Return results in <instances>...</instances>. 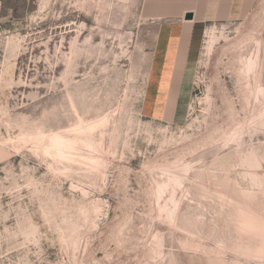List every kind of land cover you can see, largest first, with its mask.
<instances>
[{
    "label": "rangeland",
    "instance_id": "374dc122",
    "mask_svg": "<svg viewBox=\"0 0 264 264\" xmlns=\"http://www.w3.org/2000/svg\"><path fill=\"white\" fill-rule=\"evenodd\" d=\"M142 1L0 0V264H264V0L203 28L171 120Z\"/></svg>",
    "mask_w": 264,
    "mask_h": 264
},
{
    "label": "crops",
    "instance_id": "0c3cea01",
    "mask_svg": "<svg viewBox=\"0 0 264 264\" xmlns=\"http://www.w3.org/2000/svg\"><path fill=\"white\" fill-rule=\"evenodd\" d=\"M259 0H143L142 19L155 28L144 110L171 120L183 112L203 28L248 18ZM192 15L187 20V15Z\"/></svg>",
    "mask_w": 264,
    "mask_h": 264
},
{
    "label": "bare ground",
    "instance_id": "6f19581e",
    "mask_svg": "<svg viewBox=\"0 0 264 264\" xmlns=\"http://www.w3.org/2000/svg\"><path fill=\"white\" fill-rule=\"evenodd\" d=\"M257 67H258V61L255 60L254 58H250V59H247L245 60V64H244V71L246 72V74L249 75V77H251V86L254 87V97L258 100H261V98L264 96V90L262 88V78L259 74L256 73V70H257ZM251 87V88H252ZM102 120V119H101ZM100 120V121H101ZM108 119H106L107 121ZM102 122V121H101ZM97 123V122H96ZM94 123L93 125L89 124L90 126H87L83 129H81V127L77 126L79 129V133L78 134H84L86 132H91L93 131L94 129L102 126L105 122H102V123ZM84 125V124H82ZM86 126V125H84ZM76 128V127H75ZM77 128V129H78ZM68 133V132H67ZM53 135V134H52ZM59 136V135H58ZM57 137V136H56ZM63 137V136H62ZM62 137H58V138H55L54 139H57L55 141V144L56 146L59 147L58 151L56 152L57 155H60L62 157H68L65 153H64V149H71L73 144L76 143V141L74 140H65L64 138ZM21 140V139H20ZM28 140V139H27ZM41 141V139H39ZM91 141V140H90ZM54 142V141H52ZM38 144V143H37ZM36 145V144H35ZM35 147V146H34ZM44 151V150H43ZM50 153V152H49ZM70 158V157H68ZM63 161V160H62ZM92 162V161H91ZM98 163V162H97ZM93 164V163H92ZM94 165V164H93ZM91 168V167H90Z\"/></svg>",
    "mask_w": 264,
    "mask_h": 264
},
{
    "label": "water",
    "instance_id": "95a60500",
    "mask_svg": "<svg viewBox=\"0 0 264 264\" xmlns=\"http://www.w3.org/2000/svg\"><path fill=\"white\" fill-rule=\"evenodd\" d=\"M186 18H187V20H191L192 19V15L191 14L187 15Z\"/></svg>",
    "mask_w": 264,
    "mask_h": 264
}]
</instances>
